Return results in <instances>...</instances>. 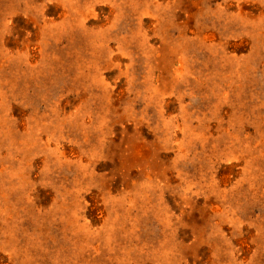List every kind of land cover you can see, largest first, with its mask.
<instances>
[{
    "label": "rangeland",
    "instance_id": "1",
    "mask_svg": "<svg viewBox=\"0 0 264 264\" xmlns=\"http://www.w3.org/2000/svg\"><path fill=\"white\" fill-rule=\"evenodd\" d=\"M0 264H264V0H0Z\"/></svg>",
    "mask_w": 264,
    "mask_h": 264
}]
</instances>
